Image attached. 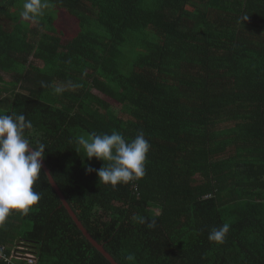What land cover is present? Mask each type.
Returning a JSON list of instances; mask_svg holds the SVG:
<instances>
[{"label":"trees","instance_id":"1","mask_svg":"<svg viewBox=\"0 0 264 264\" xmlns=\"http://www.w3.org/2000/svg\"><path fill=\"white\" fill-rule=\"evenodd\" d=\"M24 2L0 0V112L32 121L89 235L118 264H264V0H47L35 26ZM114 130L151 145L145 176L115 187L77 144ZM33 189L39 202L0 225V250L111 264L43 168Z\"/></svg>","mask_w":264,"mask_h":264},{"label":"clouds","instance_id":"2","mask_svg":"<svg viewBox=\"0 0 264 264\" xmlns=\"http://www.w3.org/2000/svg\"><path fill=\"white\" fill-rule=\"evenodd\" d=\"M47 7V0H25L21 15L36 19ZM62 90L56 89L57 92ZM33 127L32 121L23 114L0 112V225L14 210L26 215L41 199L33 185L41 175L46 145L38 143L34 147L30 142L26 132ZM77 144L89 160L95 157L103 161L99 169L88 168L87 171H95L98 180L106 185L128 184L146 174L151 145L142 131L130 139L115 130L110 134L90 133L87 137L80 136ZM48 179L52 182L51 177ZM229 230L230 225L224 223L211 229L208 239L223 243Z\"/></svg>","mask_w":264,"mask_h":264},{"label":"water","instance_id":"3","mask_svg":"<svg viewBox=\"0 0 264 264\" xmlns=\"http://www.w3.org/2000/svg\"><path fill=\"white\" fill-rule=\"evenodd\" d=\"M42 168L45 171L46 175L48 178H52V182H50L51 186L54 188V190L56 191V193L58 194L62 204L64 205V207L68 210L69 214L72 216V218L74 219V221L76 222V224L78 225V227L83 231V233L86 235V237L91 241V243L93 244V246H95L97 249H99L105 256L107 259L110 260L111 264H118L114 259H112V257L102 248V246L100 244H98L87 232V230L83 227V225L81 224V222L78 220L77 216L75 215V213L73 212V210L71 209L70 205L68 204L66 198L64 197V195L61 193L58 185L56 184V182L54 181L50 170L48 169L45 161L43 160V164H42Z\"/></svg>","mask_w":264,"mask_h":264},{"label":"built area","instance_id":"4","mask_svg":"<svg viewBox=\"0 0 264 264\" xmlns=\"http://www.w3.org/2000/svg\"><path fill=\"white\" fill-rule=\"evenodd\" d=\"M0 259L11 262L12 260H18L22 261L25 260L29 264H34L36 262V258L34 257L33 253L30 251H27L26 248L18 246V247H13L9 254L4 252L3 250H0Z\"/></svg>","mask_w":264,"mask_h":264},{"label":"rangeland","instance_id":"5","mask_svg":"<svg viewBox=\"0 0 264 264\" xmlns=\"http://www.w3.org/2000/svg\"><path fill=\"white\" fill-rule=\"evenodd\" d=\"M56 18L59 20V22L63 23L66 30L72 31V30L77 28V23H76L75 19L71 16H64L63 17V13L58 11V13L56 14ZM20 19L22 22H25L26 24H28L30 26H35L37 24L31 17L25 18L21 14H20Z\"/></svg>","mask_w":264,"mask_h":264}]
</instances>
